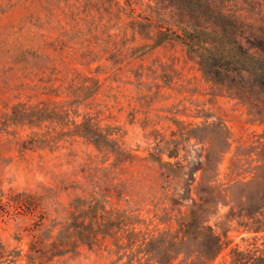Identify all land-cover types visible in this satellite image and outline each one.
Masks as SVG:
<instances>
[{"label":"rangeland","instance_id":"1","mask_svg":"<svg viewBox=\"0 0 264 264\" xmlns=\"http://www.w3.org/2000/svg\"><path fill=\"white\" fill-rule=\"evenodd\" d=\"M181 28L212 41L227 71H207L172 33ZM262 62L264 0H0V242L14 259L7 264H116L96 246L31 254L32 241L55 235L51 227L74 198L93 194L97 178L111 205L130 210L141 227L175 226L184 201L157 155L201 167L202 188L217 168L210 224L223 248L209 264H230L233 248L262 244L264 231L231 220L264 193V89L254 83ZM241 66L250 73L238 74ZM114 127L118 184L97 170L109 150L84 137ZM46 132L53 142L35 139ZM10 199L37 207L28 212Z\"/></svg>","mask_w":264,"mask_h":264},{"label":"trees","instance_id":"2","mask_svg":"<svg viewBox=\"0 0 264 264\" xmlns=\"http://www.w3.org/2000/svg\"><path fill=\"white\" fill-rule=\"evenodd\" d=\"M181 31L182 34L174 31L172 33H175L181 42L198 51L201 64L207 71L217 75L221 70L227 71L228 68L225 67V64L217 61L216 53L210 46L212 41L205 36L200 37L199 33H190L184 28H181ZM226 59V56L219 58V60ZM262 63V66L258 68L254 83L264 89V62ZM238 71H240L238 74L250 73L243 66ZM36 112L41 114L43 110L37 109ZM89 133L84 137L97 151L102 148L109 150V152H105L107 156L97 170L102 172L105 180L110 179V184H118L116 182L119 161L117 155L122 152H113L112 149L119 140V130L114 127L111 132L103 133L92 129ZM35 139L54 141V137L49 135V132L41 134ZM100 153L98 152L97 155ZM168 156L177 158L179 152H169ZM152 159L158 165L167 167L169 173L165 176L175 183L174 191L178 198L184 201L176 215L175 226L170 225L164 230L141 227L136 216L130 210L111 205L109 195L104 193L105 188L95 184L99 178L96 182H92L93 178L86 175V180L91 181L93 186L98 188L88 197L80 195L74 198L65 218L58 221L57 226L51 227L50 232L56 229L55 235L50 234L44 240L35 239L32 241L30 248L32 257L34 255L45 258L54 257L60 251H69V246L74 244V248L85 245L88 249H92L94 246L103 249L107 254L117 257L116 264H174V261L180 257L177 264H182L184 260L189 259H191L190 264H209L215 260L223 248L220 236L215 233L210 224V219L215 215L218 207V203L213 198V188L217 182V168H214V175L207 180V185L202 188L201 185L195 186L196 171L201 167L189 171L187 164H184L180 159L171 162L163 160L161 155L152 156ZM246 177L243 175L240 178L241 181L247 182ZM193 188H197L195 194L192 193ZM10 201H14L17 208H25L28 212H33L37 207L36 202L28 204L21 200L10 199ZM257 205L251 210L242 209L240 214L232 216L231 220L237 217L238 227H243V230L247 232L264 231V193L260 195ZM39 217L40 220L44 219V213H41ZM191 247L194 248L191 249ZM230 253V264H264V242L262 244L254 243L251 247L243 250L236 247ZM13 260L11 251L0 242V264H7Z\"/></svg>","mask_w":264,"mask_h":264}]
</instances>
